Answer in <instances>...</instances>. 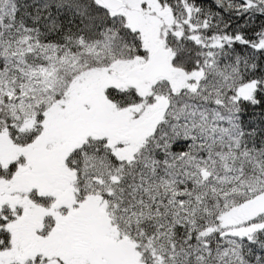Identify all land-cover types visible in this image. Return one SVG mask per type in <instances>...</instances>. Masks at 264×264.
Wrapping results in <instances>:
<instances>
[{
  "label": "snow or ice",
  "instance_id": "1",
  "mask_svg": "<svg viewBox=\"0 0 264 264\" xmlns=\"http://www.w3.org/2000/svg\"><path fill=\"white\" fill-rule=\"evenodd\" d=\"M0 264H264V0H0Z\"/></svg>",
  "mask_w": 264,
  "mask_h": 264
}]
</instances>
